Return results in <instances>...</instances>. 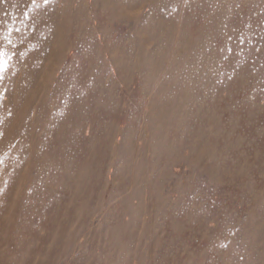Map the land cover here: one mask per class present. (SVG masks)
<instances>
[{"label": "rangeland", "instance_id": "374dc122", "mask_svg": "<svg viewBox=\"0 0 264 264\" xmlns=\"http://www.w3.org/2000/svg\"><path fill=\"white\" fill-rule=\"evenodd\" d=\"M0 264H264V0H0Z\"/></svg>", "mask_w": 264, "mask_h": 264}, {"label": "snow or ice", "instance_id": "6c2138e0", "mask_svg": "<svg viewBox=\"0 0 264 264\" xmlns=\"http://www.w3.org/2000/svg\"><path fill=\"white\" fill-rule=\"evenodd\" d=\"M6 68V63L0 61V70H4Z\"/></svg>", "mask_w": 264, "mask_h": 264}]
</instances>
